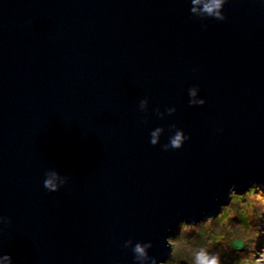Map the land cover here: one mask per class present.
Wrapping results in <instances>:
<instances>
[{"label": "water", "instance_id": "95a60500", "mask_svg": "<svg viewBox=\"0 0 264 264\" xmlns=\"http://www.w3.org/2000/svg\"><path fill=\"white\" fill-rule=\"evenodd\" d=\"M225 12L0 0V214L12 219L0 251L16 264H133L122 242L134 238L165 258L179 219L210 213L234 183L264 184V7L230 0ZM192 85L204 106L189 107ZM166 106L177 112L161 120ZM171 123L190 141L152 146L150 130L163 126L165 143ZM48 168L70 178L59 192L43 188Z\"/></svg>", "mask_w": 264, "mask_h": 264}, {"label": "clouds", "instance_id": "9594fccd", "mask_svg": "<svg viewBox=\"0 0 264 264\" xmlns=\"http://www.w3.org/2000/svg\"><path fill=\"white\" fill-rule=\"evenodd\" d=\"M189 13L195 19L227 20L225 12L230 0H187ZM264 7V0H255ZM206 29L207 25H203ZM198 68H193L197 71ZM199 85L187 89L189 107H202L207 103ZM138 111H150L148 98L139 100ZM177 112L175 106L155 109V115L165 120ZM223 129L216 128L217 134ZM163 126L150 130L149 143L162 151L182 149L191 136L175 123L167 128V142L161 143ZM69 176L48 168L43 175V188L49 193L59 192L69 183ZM12 224L9 216L0 214V233ZM168 249L165 258L150 254L151 240L128 238L122 247L132 253L133 264H264V184L230 185L219 197L210 213L178 220L176 227L163 239ZM0 264H16L10 252L0 251Z\"/></svg>", "mask_w": 264, "mask_h": 264}]
</instances>
